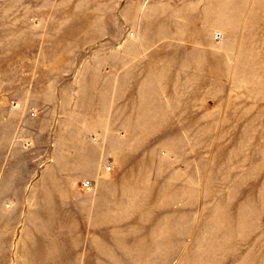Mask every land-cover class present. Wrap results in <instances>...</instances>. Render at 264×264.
<instances>
[{
    "label": "rangeland",
    "instance_id": "1",
    "mask_svg": "<svg viewBox=\"0 0 264 264\" xmlns=\"http://www.w3.org/2000/svg\"><path fill=\"white\" fill-rule=\"evenodd\" d=\"M0 264H264V0H0Z\"/></svg>",
    "mask_w": 264,
    "mask_h": 264
},
{
    "label": "built area",
    "instance_id": "2",
    "mask_svg": "<svg viewBox=\"0 0 264 264\" xmlns=\"http://www.w3.org/2000/svg\"><path fill=\"white\" fill-rule=\"evenodd\" d=\"M109 169H110V167H109ZM90 185H91L90 181H84L83 182V186L86 188L90 187Z\"/></svg>",
    "mask_w": 264,
    "mask_h": 264
}]
</instances>
